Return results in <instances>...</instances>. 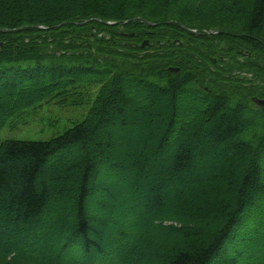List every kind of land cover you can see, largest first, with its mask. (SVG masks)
<instances>
[{"label": "trees", "instance_id": "trees-1", "mask_svg": "<svg viewBox=\"0 0 264 264\" xmlns=\"http://www.w3.org/2000/svg\"><path fill=\"white\" fill-rule=\"evenodd\" d=\"M0 43V130L90 105L0 139V264H264V0H0Z\"/></svg>", "mask_w": 264, "mask_h": 264}, {"label": "rangeland", "instance_id": "rangeland-1", "mask_svg": "<svg viewBox=\"0 0 264 264\" xmlns=\"http://www.w3.org/2000/svg\"><path fill=\"white\" fill-rule=\"evenodd\" d=\"M210 19H201V23H207ZM90 105L89 104H80V105H74L69 103L60 104L56 100H50L48 102L41 103L37 108L28 111L27 115L24 117V121L19 122L15 124V126H5L3 129L0 130V139L6 140V139H19V140H32V141H46L54 136H57L67 129L73 127L75 124L81 122L86 114L88 113ZM118 118V119H117ZM117 121H119L120 117H117ZM119 143L121 141L117 142L115 144L114 148H118ZM205 146V145H204ZM203 146V147H204ZM206 148V147H205ZM203 151L205 149L203 148ZM200 161V160H199ZM198 161V162H199ZM128 170L132 173H136V169L128 168ZM150 172H152V167L149 169ZM103 180H106L107 177L102 173ZM124 177H120L119 180L116 182L122 187L123 185L132 187L140 188L141 195L140 196H133V202L126 201L125 199H122L118 202V205L114 206L112 214H109V216H104L103 219L107 222L112 219L115 212H123L127 209H131L133 207L138 208V202H142V206H145L147 201L143 203L142 196L144 194V188L142 191V186L138 185V182L136 179L133 181H127ZM178 185V184H177ZM114 189L113 186H110ZM136 188V189H137ZM116 190V188L114 189ZM168 194H172L174 197V193L169 189ZM99 197H101L99 195ZM173 197H171L172 201L174 200ZM140 200V201H139ZM138 201V202H137ZM115 207H117L115 209ZM119 207V210H118ZM110 219V220H109ZM100 225L101 222H99Z\"/></svg>", "mask_w": 264, "mask_h": 264}, {"label": "water", "instance_id": "water-1", "mask_svg": "<svg viewBox=\"0 0 264 264\" xmlns=\"http://www.w3.org/2000/svg\"><path fill=\"white\" fill-rule=\"evenodd\" d=\"M85 22H87V21H85ZM85 22H83V23H85ZM146 22H148L149 24H154V23H151V22H149V21H146ZM83 23H81V24H83ZM105 23L106 24H116V22H110V21H105ZM169 23V22H168ZM37 28H45L46 29V27H43V26H37ZM1 31L2 32H5L6 31V29H1ZM10 31H12V30H10ZM133 35V34H132ZM149 42L148 41H146L145 43H144V45L145 44H148ZM2 43H0V45H1ZM170 70L171 71H174V72H178L179 71V69L178 68H173V67H171L170 68ZM257 102H259V103H264V101L263 100H257V99H255Z\"/></svg>", "mask_w": 264, "mask_h": 264}]
</instances>
